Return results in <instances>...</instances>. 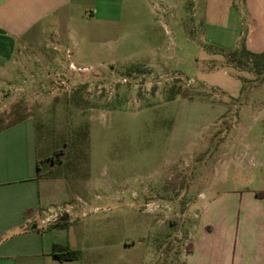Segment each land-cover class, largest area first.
<instances>
[{
	"label": "rangeland",
	"instance_id": "374dc122",
	"mask_svg": "<svg viewBox=\"0 0 264 264\" xmlns=\"http://www.w3.org/2000/svg\"><path fill=\"white\" fill-rule=\"evenodd\" d=\"M208 2L124 1L113 31L76 39L68 58L58 46L20 48L0 79V130L33 117L40 176L60 180L58 224L43 228L79 251L66 264H182L203 217L219 248L224 194L264 191V70H237L205 43Z\"/></svg>",
	"mask_w": 264,
	"mask_h": 264
},
{
	"label": "crops",
	"instance_id": "0c3cea01",
	"mask_svg": "<svg viewBox=\"0 0 264 264\" xmlns=\"http://www.w3.org/2000/svg\"><path fill=\"white\" fill-rule=\"evenodd\" d=\"M124 1L127 0H0V79L12 76L15 54L21 53L20 48L39 51L58 46L68 58L73 54L70 47L76 39L94 41L90 31L103 32L104 25L113 31L120 22ZM233 2L209 0V12H203L205 43L227 51L236 48L242 32ZM242 9L247 18V49L264 52V0H243ZM223 10L227 17L232 16L233 29L223 21ZM83 32L87 35H82ZM74 55L80 58L83 52L78 50ZM207 59L218 57L208 55ZM220 71L222 76L232 79L224 69ZM16 72L19 74L18 68ZM38 163L33 117L22 118L0 130V264L69 263L52 258V246L64 244L55 241L43 228L46 221L58 224V209L51 197L53 184L60 180H43L38 174ZM254 192L248 189L224 194V204L231 208L228 219H219L225 226L224 236L217 244L219 248H215L217 240L211 221L203 217L190 234L192 251L184 254L182 264H264V199L256 198ZM208 204L202 207V212ZM42 213H53L52 219H42Z\"/></svg>",
	"mask_w": 264,
	"mask_h": 264
},
{
	"label": "trees",
	"instance_id": "16d2710c",
	"mask_svg": "<svg viewBox=\"0 0 264 264\" xmlns=\"http://www.w3.org/2000/svg\"><path fill=\"white\" fill-rule=\"evenodd\" d=\"M219 52L222 53V55L225 57V63L234 66V68H236L237 70H246L249 73L254 72L258 75H260L264 70V52L254 53L249 51L245 45V38L243 37L237 43L235 49L230 51L220 50ZM17 121L12 122L10 125L16 123ZM60 154H61L60 152L55 153V156L58 157L60 156ZM37 170L39 174L40 172L39 163L37 166ZM254 195L256 198L264 199V191L262 190L255 191ZM191 251H192V246L190 245L187 249V252H191ZM51 256L53 259L59 262L73 261V260H77L79 256V251L72 250L67 245L54 244L52 246Z\"/></svg>",
	"mask_w": 264,
	"mask_h": 264
}]
</instances>
